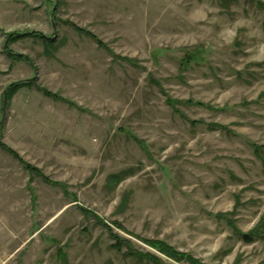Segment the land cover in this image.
<instances>
[{
	"label": "rangeland",
	"instance_id": "374dc122",
	"mask_svg": "<svg viewBox=\"0 0 264 264\" xmlns=\"http://www.w3.org/2000/svg\"><path fill=\"white\" fill-rule=\"evenodd\" d=\"M0 144V264H264V0H0Z\"/></svg>",
	"mask_w": 264,
	"mask_h": 264
},
{
	"label": "trees",
	"instance_id": "16d2710c",
	"mask_svg": "<svg viewBox=\"0 0 264 264\" xmlns=\"http://www.w3.org/2000/svg\"><path fill=\"white\" fill-rule=\"evenodd\" d=\"M77 28V27H76ZM78 30H80V32H85L87 33V35L90 37H92L93 39H95L101 46L103 45V42L100 41V39L93 33L85 30V29H81V28H77ZM42 40L53 44L54 40L52 37L47 36V35H41ZM192 61V57L187 58V62H191ZM26 84H28V82H15L13 83L10 88L8 89V93H7V97L8 99H10L13 94H15L20 88H22L23 86H25ZM42 91L48 95L51 96L57 100H66L63 97H61L59 94L57 93H53L51 91H49L48 89L43 88ZM186 103V102H185ZM190 104L193 103V101H189ZM174 106H176V101H174L172 103ZM2 145V147H5L11 154H13L16 158H18L20 160V162L23 164V166L25 167V169H27L29 172H32L34 174L40 175L44 178V180L47 183H51L52 185L55 186H61L64 190H65V194L69 195V192L67 191V188L64 184L62 183H57V182H51L50 179H48L47 177H44V175L41 173V171H39L36 167H34L33 165H31L30 163L26 162L25 160L22 159V157L19 156V154L17 152H15L14 150L7 148L4 144H0ZM125 173L123 174H115V175H111L110 176V181L113 182V184H118L119 182H121L125 176ZM73 201H77V198L75 197V200ZM81 209L83 210V207H81ZM104 222V221H102ZM105 226H107V228H109L110 231V235L111 237L115 240V243L113 244L114 248H118L119 250H121L124 246H126V248L128 249L127 252L125 254L127 255H134V256H139L142 258L147 259L148 261L152 262L153 264H162L161 263V259L159 256L157 255H153L150 253L144 254V255H140L139 252L135 251L133 247H131V242L129 239H125L123 237H121L118 233H116L111 227H108V225H106V223L104 222ZM118 227L123 228L122 225H120L118 222L115 223ZM255 232L253 231L252 234H246L244 235L245 238L247 239H251L253 234ZM147 242L151 245H153L154 247L158 248V250H160L163 254L167 255L170 258H173L177 261H188L190 264H204L201 261H199L198 259L194 258L193 256L187 254V253H182L177 251L174 247H172L171 245H169L168 243L164 242V241H159V240H147Z\"/></svg>",
	"mask_w": 264,
	"mask_h": 264
}]
</instances>
